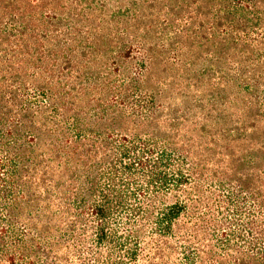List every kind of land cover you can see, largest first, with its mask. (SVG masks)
Instances as JSON below:
<instances>
[{
  "label": "trees",
  "instance_id": "1",
  "mask_svg": "<svg viewBox=\"0 0 264 264\" xmlns=\"http://www.w3.org/2000/svg\"><path fill=\"white\" fill-rule=\"evenodd\" d=\"M0 264H264V0H0Z\"/></svg>",
  "mask_w": 264,
  "mask_h": 264
}]
</instances>
